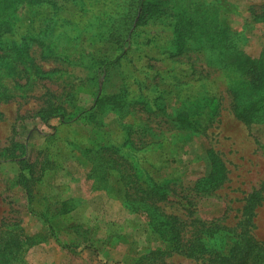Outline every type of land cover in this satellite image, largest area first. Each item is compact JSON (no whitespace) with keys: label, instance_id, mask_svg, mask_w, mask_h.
<instances>
[{"label":"rangeland","instance_id":"obj_1","mask_svg":"<svg viewBox=\"0 0 264 264\" xmlns=\"http://www.w3.org/2000/svg\"><path fill=\"white\" fill-rule=\"evenodd\" d=\"M49 1L10 8L0 19L15 16L9 39H23L49 71L38 76L18 66L14 77L0 70V91L9 95L0 100V264H201L159 237L150 209L136 212L128 201L126 193L150 177L169 193L158 212L187 224L237 227L248 196L259 192L250 232L264 244V123L233 117L229 73L212 64L219 51L197 50L210 29L259 57L264 23L254 13L264 0H147L144 23L124 50L107 35L111 24L120 27L118 15H134L133 0ZM178 29L191 32L178 39ZM36 35L46 51L28 39ZM119 55L107 74H96L94 61ZM100 92L118 94L120 106L103 101L91 116L68 123L37 117L48 106L76 116ZM196 97L206 100L198 101L196 125L187 127L176 121L179 101ZM16 143L25 148L21 164L11 158L21 155ZM217 167L222 178L212 191H196L195 182L211 181ZM21 181H32L30 195Z\"/></svg>","mask_w":264,"mask_h":264},{"label":"trees","instance_id":"obj_2","mask_svg":"<svg viewBox=\"0 0 264 264\" xmlns=\"http://www.w3.org/2000/svg\"><path fill=\"white\" fill-rule=\"evenodd\" d=\"M132 2H134L133 6L129 4L128 8L132 7L134 15L131 16L130 10H126L124 13L118 15L120 27L115 29L114 24H111V30L107 35L108 40L114 41L118 49L124 50L135 28L144 23L143 16L149 12L147 0H133ZM42 3L47 4L51 3V1L0 0V19L5 18V11L10 8L16 11L21 4L39 5ZM6 17L8 18L9 15ZM10 17L14 18L13 21L11 20L12 22L9 20L0 21V70L3 68L9 76L14 77L20 74L18 73V66H22L21 72L23 73L38 74V76L49 73V71H43L34 62L29 52L28 43H24L23 39L21 41L9 39L13 34L12 31L15 26V16L10 15ZM254 18L256 21L264 23V5L257 9L254 13ZM110 20L111 18H108V21ZM185 25L189 26V28L193 27L191 21L189 23L185 22ZM208 26L211 27L210 24ZM203 28L205 29V27ZM212 28H215V26H212ZM184 30V32H180L178 29V39L188 36L187 34L191 32L187 31L189 29ZM213 34L214 31L210 29L206 32L204 31L202 33L204 39H200L201 45L199 44L197 50L210 46L219 51L218 56L213 59L212 64L229 73L227 75L228 85L226 91L229 92L231 98L233 117L247 126L264 123V48L260 56L255 58L240 51L228 34L225 35L224 32L221 33L220 31L217 36ZM36 36H28V39L39 45L43 49V52L46 51L49 48L48 43L40 40L39 36ZM183 47L184 42L178 48H181L182 51ZM120 59L121 56L119 55L111 60H96L94 61V71L96 74L105 75L119 63ZM8 96L4 91H0V100H6L9 98ZM118 98H120L118 94H104L100 92L95 97L92 106L88 110L79 112L76 116L68 118V113L62 106H48L40 109L37 112V117L43 123H48L49 120L55 117H59L62 119V122L68 123L78 119L81 114L88 113L91 116L93 109L101 107L103 101L113 102L116 99L117 101L113 103L120 106ZM201 99L206 100V97ZM201 99L197 98L196 103L189 102L187 99L179 101L180 109L178 107L179 111L177 112L176 121L187 127L196 125L197 121L196 119H192V117L198 114L197 108L200 106L198 101ZM156 106L160 108L158 105ZM16 144L13 150L15 148L19 149L21 155L14 153L11 158L21 164L25 162L23 155L25 148L23 144ZM208 152L214 158H218L214 152ZM214 171L209 175L211 181H196L194 189L199 191L208 186L210 187L209 190L212 191V186L216 185L222 178L219 176L220 170L218 167ZM141 182L132 195L126 193L128 201L136 204L134 205L136 212L147 214L148 209H150V224L152 229L157 232L161 239L173 242L175 246L174 250L178 251V253L187 257L200 259L202 261L201 264H264V244L256 240L250 232V228L253 226L251 223L252 211L260 201L259 192H253L248 196L246 204L242 208V215L237 227H230L221 223L206 225L198 220H192L187 224L180 218L177 219L174 216H167L158 212L160 210L157 206L158 203L170 201L167 187H164L162 183L154 181L151 177L148 178V181ZM21 183L24 184L27 194L30 195L32 181H21ZM141 185H144L142 186L143 188ZM209 190H206V192H209ZM181 200L185 201L188 206L193 205L191 199L182 198ZM62 206H64V203ZM152 214L156 217H163V220L155 223V220L151 217ZM219 240H226L227 242L225 245H218L216 242ZM153 254L155 255L156 253Z\"/></svg>","mask_w":264,"mask_h":264}]
</instances>
